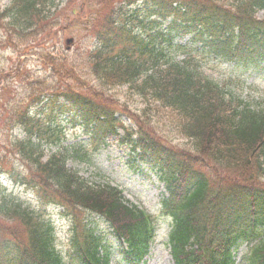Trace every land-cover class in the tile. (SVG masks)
Here are the masks:
<instances>
[{
    "label": "trees",
    "instance_id": "1",
    "mask_svg": "<svg viewBox=\"0 0 264 264\" xmlns=\"http://www.w3.org/2000/svg\"><path fill=\"white\" fill-rule=\"evenodd\" d=\"M52 2L14 0L0 13L3 46L24 44L29 51L53 42ZM82 2L90 43L75 55L47 50L44 78L27 76L20 66L3 74L22 80V98L7 79L0 86V177L10 165L5 172L17 184L62 208L70 221L67 250L58 249L51 220L0 181V264H117L114 246L125 264L143 263L155 216L67 164L91 161L110 138L164 184L160 212L170 218L175 264H236V249L257 239L245 264H264V108L170 51L194 46L242 69L264 67V19L257 17L264 0ZM184 37L185 45L175 44ZM122 86L139 97L141 108L121 104L114 90ZM165 114L186 146L159 135L157 117ZM62 115L83 128L88 147L63 144ZM123 115L135 126L127 127ZM89 214L103 218L114 239Z\"/></svg>",
    "mask_w": 264,
    "mask_h": 264
},
{
    "label": "rangeland",
    "instance_id": "2",
    "mask_svg": "<svg viewBox=\"0 0 264 264\" xmlns=\"http://www.w3.org/2000/svg\"><path fill=\"white\" fill-rule=\"evenodd\" d=\"M13 0H1L0 12L11 5ZM83 0H53L54 4L49 5V10L52 12L55 24L52 25L51 32L56 33L53 42H47V46L38 45L29 51H25L24 44L15 47H5L0 42V86L3 84L1 78L3 74L15 69L17 66L25 67L28 71L27 76L33 78H44L49 74L43 64V54L47 50H55L57 54H64L66 51L65 39L74 37V43L69 51L71 55L77 54V49H80L90 43L87 37L86 19L83 9L85 3ZM258 17L264 19V9L258 11ZM5 30L0 28V41H4ZM40 37V38H39ZM37 40L31 41L29 44L40 43L42 36ZM187 38L176 40L175 43L185 44ZM54 44V47L51 45ZM176 60L187 59L198 65L203 74L227 84V88L240 96L244 100L259 104L264 107V67L242 69L233 63L215 60L195 48H170ZM14 76V75H12ZM8 82L14 86L13 95L17 98H22L25 94L23 82L17 77H7ZM118 95L121 104H127L129 109L135 111L142 107L141 100L138 96L132 95L126 86L119 87L114 90ZM66 128L67 138L64 145L71 146L81 143L82 146L88 147V136L83 131L81 126L71 125L68 117L62 115L59 117ZM160 120L158 125V133L169 142L175 145H186V140L180 137L173 125L169 122L167 115L157 117ZM127 126H132V122L125 116L123 117ZM15 134H21L20 130H16ZM22 136V135H20ZM56 148V147H55ZM53 148V150H55ZM20 165V163H19ZM18 164L15 171H22V166ZM68 165L77 170L83 177L89 179L96 184L109 183L123 190L126 199L133 204L140 206L152 213L159 211V199L165 193V188L158 181L156 175L145 167L138 170L132 167L129 159V149L126 145L120 144L113 138L108 140V143L99 151L93 153L91 161H82L80 159L71 158ZM11 169L10 165L6 166V171ZM14 178L9 173H5L1 177V184L8 191L20 197L21 200L35 208L38 211L48 214L54 220L57 229V244L59 248L66 250L67 237L69 235V221L60 214V208L52 205L45 207L37 192L24 185H18ZM98 221L101 229L107 231V223L98 216L90 215ZM170 220L164 216H159L157 219L155 242L153 243L150 253L146 258V264H174L170 255V249L167 246V235L169 232ZM249 245L243 244L240 246L237 257L241 264L243 255L248 250ZM117 252V251H116Z\"/></svg>",
    "mask_w": 264,
    "mask_h": 264
},
{
    "label": "water",
    "instance_id": "3",
    "mask_svg": "<svg viewBox=\"0 0 264 264\" xmlns=\"http://www.w3.org/2000/svg\"><path fill=\"white\" fill-rule=\"evenodd\" d=\"M73 41V39H67L66 42L67 44H70ZM69 48V47H68Z\"/></svg>",
    "mask_w": 264,
    "mask_h": 264
}]
</instances>
